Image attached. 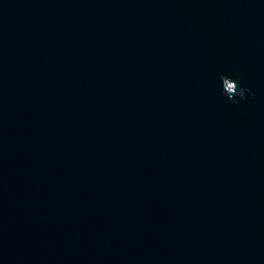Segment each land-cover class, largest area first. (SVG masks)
Returning a JSON list of instances; mask_svg holds the SVG:
<instances>
[{"label": "water", "instance_id": "obj_1", "mask_svg": "<svg viewBox=\"0 0 264 264\" xmlns=\"http://www.w3.org/2000/svg\"><path fill=\"white\" fill-rule=\"evenodd\" d=\"M0 264H264V0H0Z\"/></svg>", "mask_w": 264, "mask_h": 264}, {"label": "clouds", "instance_id": "obj_2", "mask_svg": "<svg viewBox=\"0 0 264 264\" xmlns=\"http://www.w3.org/2000/svg\"><path fill=\"white\" fill-rule=\"evenodd\" d=\"M229 87L231 88V85ZM234 91H235V95L232 97H229V99L234 100V98L238 96L241 100H243L245 99V93L250 92V89L237 85V88ZM252 95H254V93H252ZM234 102L238 103V101H235V100Z\"/></svg>", "mask_w": 264, "mask_h": 264}]
</instances>
